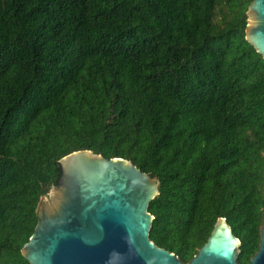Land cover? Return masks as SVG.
<instances>
[{"label":"trees","instance_id":"trees-1","mask_svg":"<svg viewBox=\"0 0 264 264\" xmlns=\"http://www.w3.org/2000/svg\"><path fill=\"white\" fill-rule=\"evenodd\" d=\"M252 2L0 0V264H31L38 204L80 150L159 179L157 246L188 264L226 218L250 264L264 221Z\"/></svg>","mask_w":264,"mask_h":264},{"label":"water","instance_id":"water-1","mask_svg":"<svg viewBox=\"0 0 264 264\" xmlns=\"http://www.w3.org/2000/svg\"><path fill=\"white\" fill-rule=\"evenodd\" d=\"M246 40L264 58V0L247 11ZM59 184L38 204L35 231L22 254L31 264H184L150 238V203L160 181L130 160L107 159L90 150L60 160ZM240 239L226 218L188 264H240ZM250 264H264V221L259 251Z\"/></svg>","mask_w":264,"mask_h":264}]
</instances>
